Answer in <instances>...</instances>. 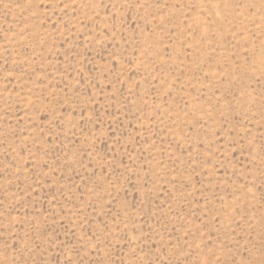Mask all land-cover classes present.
<instances>
[{
    "label": "rangeland",
    "instance_id": "rangeland-1",
    "mask_svg": "<svg viewBox=\"0 0 264 264\" xmlns=\"http://www.w3.org/2000/svg\"><path fill=\"white\" fill-rule=\"evenodd\" d=\"M0 264H264V0H0Z\"/></svg>",
    "mask_w": 264,
    "mask_h": 264
}]
</instances>
